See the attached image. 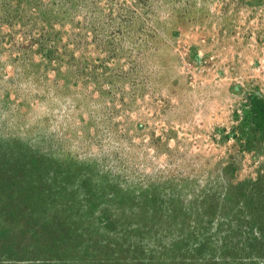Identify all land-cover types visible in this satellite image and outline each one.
Returning <instances> with one entry per match:
<instances>
[{
    "label": "rangeland",
    "instance_id": "obj_1",
    "mask_svg": "<svg viewBox=\"0 0 264 264\" xmlns=\"http://www.w3.org/2000/svg\"><path fill=\"white\" fill-rule=\"evenodd\" d=\"M262 108L264 0H0V264H264Z\"/></svg>",
    "mask_w": 264,
    "mask_h": 264
},
{
    "label": "trees",
    "instance_id": "obj_2",
    "mask_svg": "<svg viewBox=\"0 0 264 264\" xmlns=\"http://www.w3.org/2000/svg\"><path fill=\"white\" fill-rule=\"evenodd\" d=\"M264 108H262V110H263ZM263 113V112H262ZM263 116V115H262Z\"/></svg>",
    "mask_w": 264,
    "mask_h": 264
}]
</instances>
